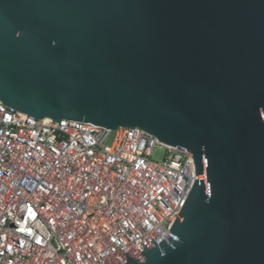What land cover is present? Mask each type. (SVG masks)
I'll list each match as a JSON object with an SVG mask.
<instances>
[{"label":"water","instance_id":"obj_1","mask_svg":"<svg viewBox=\"0 0 264 264\" xmlns=\"http://www.w3.org/2000/svg\"><path fill=\"white\" fill-rule=\"evenodd\" d=\"M0 101L139 127L205 170L177 240L125 264H264V0H0Z\"/></svg>","mask_w":264,"mask_h":264},{"label":"built area","instance_id":"obj_2","mask_svg":"<svg viewBox=\"0 0 264 264\" xmlns=\"http://www.w3.org/2000/svg\"><path fill=\"white\" fill-rule=\"evenodd\" d=\"M195 180L206 174L190 151L139 127L39 119L0 101V264L143 261L153 241L177 240Z\"/></svg>","mask_w":264,"mask_h":264},{"label":"rangeland","instance_id":"obj_3","mask_svg":"<svg viewBox=\"0 0 264 264\" xmlns=\"http://www.w3.org/2000/svg\"><path fill=\"white\" fill-rule=\"evenodd\" d=\"M112 141V138H108L106 140V144L110 145ZM165 156L164 148L160 147L159 145H156L152 151L151 159L154 161H162Z\"/></svg>","mask_w":264,"mask_h":264}]
</instances>
